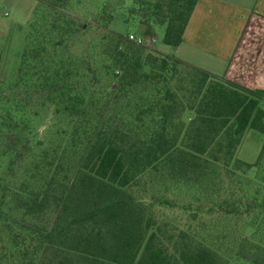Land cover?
<instances>
[{"label":"trees","instance_id":"trees-1","mask_svg":"<svg viewBox=\"0 0 264 264\" xmlns=\"http://www.w3.org/2000/svg\"><path fill=\"white\" fill-rule=\"evenodd\" d=\"M196 2L158 0L149 6L163 15L166 43L182 41ZM60 16L51 19L47 31H37L53 35L50 39L30 35L20 80L28 91L46 94L58 114L81 116L70 133L74 144L82 138L80 151L76 155L67 147L44 146L21 187L9 189L0 182V264H229L219 248L187 229L146 234L148 223L143 225L126 190L148 168L165 163L185 178L203 176L218 161L244 170L261 165L264 143L255 162L238 157L237 151L248 127L264 132V88L248 87L116 35L95 80L66 54L62 36L72 34L76 24ZM179 64L192 69L181 73ZM104 76L116 84L95 87ZM96 95L104 98L103 110L110 114H93ZM185 111L193 115L185 119ZM73 204L87 235L81 248L57 246L50 217ZM10 221L35 239L28 243L27 232L13 233ZM243 256L250 264H264V250H247Z\"/></svg>","mask_w":264,"mask_h":264},{"label":"rangeland","instance_id":"rangeland-1","mask_svg":"<svg viewBox=\"0 0 264 264\" xmlns=\"http://www.w3.org/2000/svg\"><path fill=\"white\" fill-rule=\"evenodd\" d=\"M157 1L0 0V182L9 189L21 187L31 173L35 155L44 146L67 147L76 155L80 151L82 138L78 136L74 144L70 133L81 116L58 114L46 94L28 91L20 80L23 52L30 35L48 40L53 35H38L37 31H47L54 16L64 14L63 17L75 20L73 33L62 36L68 50L66 54L75 60L73 66L87 70L98 80L96 73L105 69L106 50L113 45L116 36L148 51L163 54L174 51L175 46L164 41L163 15L155 12L154 5L149 7ZM130 32L152 34L155 40L138 44L129 38ZM54 36L60 37L57 32ZM190 69L179 64L181 73ZM111 82L116 84L111 77L104 76L102 82H95L94 86H107ZM93 101V114H110L109 109L103 110L104 98L96 95ZM191 115L190 111L183 113L185 119ZM263 143L264 132L248 127L238 148V157L255 162ZM207 171L203 176L185 178L172 173L169 163L161 164L158 169L148 168L141 173L126 194L135 201L143 225L148 223L146 234L152 229L166 234L187 229L219 248L229 264H250L243 256L244 251L264 250V159L258 167L247 170L218 161ZM77 212L78 206L73 204L51 215L55 245L82 247L81 241L87 235L82 231L87 227L76 221ZM9 223L13 225V233L24 235L23 232H27L17 222ZM27 233L25 240L31 243L35 234Z\"/></svg>","mask_w":264,"mask_h":264},{"label":"crops","instance_id":"crops-1","mask_svg":"<svg viewBox=\"0 0 264 264\" xmlns=\"http://www.w3.org/2000/svg\"><path fill=\"white\" fill-rule=\"evenodd\" d=\"M174 46L165 53L264 88V0H197L182 41Z\"/></svg>","mask_w":264,"mask_h":264},{"label":"built area","instance_id":"built-area-1","mask_svg":"<svg viewBox=\"0 0 264 264\" xmlns=\"http://www.w3.org/2000/svg\"><path fill=\"white\" fill-rule=\"evenodd\" d=\"M129 38H131L138 44H146L147 42H153V40H155V36H153L152 34L138 35L134 32L129 33Z\"/></svg>","mask_w":264,"mask_h":264}]
</instances>
